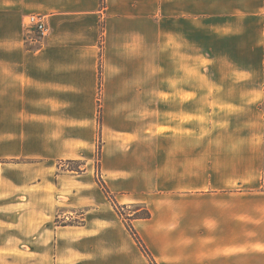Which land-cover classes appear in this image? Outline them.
<instances>
[{"label": "crops", "instance_id": "1", "mask_svg": "<svg viewBox=\"0 0 264 264\" xmlns=\"http://www.w3.org/2000/svg\"><path fill=\"white\" fill-rule=\"evenodd\" d=\"M205 58L261 78L255 136L200 135ZM0 162V264H150L97 174L156 264H264V0H0Z\"/></svg>", "mask_w": 264, "mask_h": 264}, {"label": "rangeland", "instance_id": "2", "mask_svg": "<svg viewBox=\"0 0 264 264\" xmlns=\"http://www.w3.org/2000/svg\"><path fill=\"white\" fill-rule=\"evenodd\" d=\"M209 54L210 52H208V55ZM206 60L203 62L204 76L200 82L202 83L203 88L210 89V91L214 90L216 92L212 99L215 111H218H216L214 115L210 116L205 113L203 117L198 119V121L202 124L200 135L203 136V139H209L212 135H218L222 141L226 140L224 139V136H235L236 138L243 136H255L257 133L258 123H260L262 119L261 78L258 77L250 81L243 80L241 77L235 76L233 79L231 78L232 76L226 72L223 66H214L215 64L213 63L212 65L210 61L211 59L208 58ZM215 63L217 62L215 61ZM192 67L194 66L189 65V70ZM210 125L212 130H209L208 128ZM227 126H230V133H227L228 130L225 128ZM190 133L191 130H189V135ZM227 141L228 140H226V142ZM193 147L194 145H189V165L198 163V167L205 169L209 167L211 159L210 155L212 154L210 153L211 144L204 143L199 146L202 151V155L199 160L195 159L196 156L190 150V148L192 149ZM224 147L226 146H223L222 144L219 145V150ZM99 165L100 161L97 165L95 158V171H97V173L99 172ZM64 166H67L68 169L72 168L80 170L79 173H81V165L79 163L69 164V162H66ZM97 176H100V174H97ZM103 184L105 185L104 182ZM120 209L125 216H128L133 214L142 215L144 213L143 209L146 208L142 204L137 203L131 205L130 208L120 206Z\"/></svg>", "mask_w": 264, "mask_h": 264}, {"label": "trees", "instance_id": "3", "mask_svg": "<svg viewBox=\"0 0 264 264\" xmlns=\"http://www.w3.org/2000/svg\"><path fill=\"white\" fill-rule=\"evenodd\" d=\"M103 3H104V0H101V5ZM98 122H100V116L98 117ZM100 146H101V139L99 138L98 142H97V155H96L97 165L99 164V161H100ZM74 163H77V162H73V161L69 162V164H74ZM69 171H72L74 173L80 172V170H75L72 168H70ZM97 183L99 184L101 190L103 191L105 196L108 198V200H110V202L113 205L117 214L125 221V224L127 226L129 233L131 234L132 238L134 239V241L136 242V244L140 248L141 252L144 254L145 257H147V259L149 260V263L150 264H156L155 261L153 260V258L150 256L149 252L147 251L142 240L140 239V237L138 236V234L135 232V230L133 229V227L130 224V220H132V219H148V218H150V213L146 209H143L144 213L142 215L133 214V215L125 216L121 212L120 206L115 202L114 196L109 192V190L103 184L100 176H97ZM57 224H58V222H57ZM74 224H77V223L69 222V223H62L61 225L67 226V225H74Z\"/></svg>", "mask_w": 264, "mask_h": 264}, {"label": "built area", "instance_id": "4", "mask_svg": "<svg viewBox=\"0 0 264 264\" xmlns=\"http://www.w3.org/2000/svg\"><path fill=\"white\" fill-rule=\"evenodd\" d=\"M27 26L29 32L36 37V41H39L48 33L44 16L29 15L27 18Z\"/></svg>", "mask_w": 264, "mask_h": 264}, {"label": "bare ground", "instance_id": "5", "mask_svg": "<svg viewBox=\"0 0 264 264\" xmlns=\"http://www.w3.org/2000/svg\"><path fill=\"white\" fill-rule=\"evenodd\" d=\"M3 254V251H0V256ZM1 261V260H0Z\"/></svg>", "mask_w": 264, "mask_h": 264}]
</instances>
